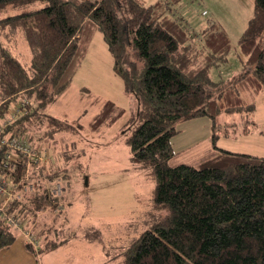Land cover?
<instances>
[{"label": "trees", "instance_id": "trees-1", "mask_svg": "<svg viewBox=\"0 0 264 264\" xmlns=\"http://www.w3.org/2000/svg\"><path fill=\"white\" fill-rule=\"evenodd\" d=\"M35 1L44 4L0 19L1 32L8 25L21 28L31 48L26 64L0 42V119L18 106L22 109L18 121L10 125L14 129L4 128L3 133L35 146L43 143L54 151L43 165H28V159L20 158L9 174L12 182L25 176L37 178L33 191L6 207L35 235L36 246L24 241L26 247L43 251L65 240L49 238V232L57 230L51 225L36 230L33 220L38 210L66 199L52 194L53 182L84 170L85 152L74 156L55 148L57 137L76 136L72 132L82 127L46 109L73 79L85 54L78 42L89 24L100 31L114 74L135 98V113L126 123L132 167L154 183L153 205L167 210L118 254L122 255L119 264H264V156L221 148L214 142L217 117L254 110L242 94L264 90V0H254V14L238 39L243 71L217 81L209 71L227 60L229 37L216 20L188 32L183 22L168 14L179 0L149 4L145 0H0V9ZM191 36L199 38L200 54L191 52ZM114 110L113 103H104L94 116V127L112 123L118 117L110 116ZM200 116L212 120L215 153L198 166L171 165L175 155L171 138L179 131L176 123ZM242 129L243 133L253 130ZM17 236L21 235L0 215V249L9 247Z\"/></svg>", "mask_w": 264, "mask_h": 264}, {"label": "rangeland", "instance_id": "rangeland-1", "mask_svg": "<svg viewBox=\"0 0 264 264\" xmlns=\"http://www.w3.org/2000/svg\"><path fill=\"white\" fill-rule=\"evenodd\" d=\"M145 1L149 4L155 0ZM43 4L35 1L5 6L0 9V19ZM168 14L183 22L191 34L206 26L209 20L218 21L224 28L231 47L227 60L211 67L209 75L212 80L226 79L243 71L244 56L239 52L238 39L254 14V0H179L171 6ZM189 40L191 52L200 54L199 38L191 36ZM0 42L7 45L21 62H30L31 48L21 28L11 29L8 25L5 32L0 31ZM78 43L84 47V57L63 95L46 111L75 122L74 127L77 123L82 127L81 131L78 128L76 132L71 131L76 136L55 137L58 139L55 148L56 152L67 150L74 156L85 152L81 156L84 170L72 171L63 181L59 179L64 188L61 195L66 199L38 210L33 224L37 223L34 225L38 230L42 225L52 226L65 221L70 225L66 233L74 232L80 238L84 235L85 241L38 255V264H119L122 255L118 254L140 232L163 218L167 210L153 205L154 183L147 179L144 171L132 167L131 152L126 143L130 128L126 123L135 113V98L124 91L122 81L114 74L112 57L100 31L88 24ZM198 56L195 57L198 59ZM242 97L254 104V110L221 113L216 119L219 131L214 142L221 148L264 156V90L256 95L246 91ZM107 101L115 107L110 116L118 117L110 124L104 122L94 127V116ZM11 113L0 119V125L5 129H14L10 125L18 121V117ZM175 126L179 131L171 138L175 152L171 165L198 166L215 153L210 118L193 117L179 121ZM245 126L253 130L243 133ZM71 140H78L77 144ZM37 146L47 149L50 155L54 153L51 146L43 143ZM72 162L70 160V164ZM71 206L76 207L73 215L69 212ZM55 232L51 230L49 235H53L49 238L60 241L63 237Z\"/></svg>", "mask_w": 264, "mask_h": 264}, {"label": "built area", "instance_id": "built-area-1", "mask_svg": "<svg viewBox=\"0 0 264 264\" xmlns=\"http://www.w3.org/2000/svg\"><path fill=\"white\" fill-rule=\"evenodd\" d=\"M11 112L12 116L18 117L22 109L18 106L17 109ZM3 131V125H0V150L6 148V150L4 149V157L0 159V215L8 225L22 236L27 244L36 246L35 235L23 225L25 221L16 214L8 213L6 207L12 199L22 198L26 192L33 191L37 181L25 176L20 181L12 182L9 180V174L14 171L16 161L20 158L28 159V165H43L48 161L50 154L44 147H37L18 135L4 134ZM63 189L61 182L58 180L53 182L51 192L54 196H60Z\"/></svg>", "mask_w": 264, "mask_h": 264}, {"label": "crops", "instance_id": "crops-1", "mask_svg": "<svg viewBox=\"0 0 264 264\" xmlns=\"http://www.w3.org/2000/svg\"><path fill=\"white\" fill-rule=\"evenodd\" d=\"M67 203L69 205L68 200ZM75 210L76 207H69V212H71V215H73V212H75ZM46 225L49 226L50 224ZM52 226L54 228H58L55 232V235L57 234L58 236V233H60L63 237L62 239H65L63 242L48 250L32 252L26 247V243L24 242L23 238L21 236H17L15 241L9 247L0 249V264H38V255H42L45 252L53 251L65 246L67 247L70 244L79 245V242H82L84 240V235H82L81 238L78 237V235L74 232L68 235L66 233V229H68L70 225L69 223H65V221L64 223H55V225L53 224ZM52 235L53 233H50L49 237Z\"/></svg>", "mask_w": 264, "mask_h": 264}]
</instances>
